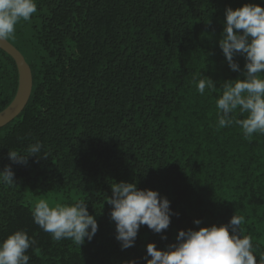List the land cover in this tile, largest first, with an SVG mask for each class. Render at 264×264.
<instances>
[{
  "label": "trees",
  "instance_id": "obj_1",
  "mask_svg": "<svg viewBox=\"0 0 264 264\" xmlns=\"http://www.w3.org/2000/svg\"><path fill=\"white\" fill-rule=\"evenodd\" d=\"M36 2L30 21L6 38L28 63L32 90L0 127V169L11 164L15 173L14 184H0V240L25 230L35 240L29 264H146L149 242L164 249L179 230L227 223L236 213L264 255V134L218 128L215 104L225 80L243 78L219 47L225 9L264 0ZM235 60L243 70L244 57ZM206 76L216 88L201 95L194 77ZM17 84L15 62L0 49V111ZM36 141L47 158L12 164L9 149ZM120 181L158 190L174 212L163 233L142 225L127 249L106 200ZM51 190L66 203L86 200L98 221L91 241L57 242L34 222L25 193Z\"/></svg>",
  "mask_w": 264,
  "mask_h": 264
},
{
  "label": "clouds",
  "instance_id": "obj_2",
  "mask_svg": "<svg viewBox=\"0 0 264 264\" xmlns=\"http://www.w3.org/2000/svg\"><path fill=\"white\" fill-rule=\"evenodd\" d=\"M37 12L36 0H0V38L11 37L16 25L30 21ZM223 31L219 47L232 71L241 72L243 78L225 80L222 93L216 99L217 127L238 125L245 138L264 134V6L244 3L225 9ZM243 56L241 70L235 57ZM198 79L196 88L203 95L205 89L213 91L212 78ZM237 113L243 118H237ZM44 146L36 141L25 150L8 151L12 164H27L29 156L47 158ZM11 164L0 169V184L15 183ZM112 194L106 199L111 205L110 216L115 222L116 239L122 249L135 245L138 231L146 225L155 233H163L174 214L170 201L158 190L141 189L136 182L120 181L111 184ZM34 222L59 242L69 239L79 247L85 238L91 241L98 231V221L90 213L86 200L72 203H54L46 198L34 201L31 208ZM245 217L234 213L227 223L200 226L178 231L176 241L160 249L155 242L146 246V264H264V255H257V248L250 235L244 233ZM194 224L201 225L200 219ZM166 239V236H162ZM35 244L23 229L15 230L0 240V264H29L27 254ZM127 264H139L136 259Z\"/></svg>",
  "mask_w": 264,
  "mask_h": 264
},
{
  "label": "water",
  "instance_id": "obj_3",
  "mask_svg": "<svg viewBox=\"0 0 264 264\" xmlns=\"http://www.w3.org/2000/svg\"><path fill=\"white\" fill-rule=\"evenodd\" d=\"M0 49L12 57L18 73V84L10 104L0 111V127L9 123L26 105L32 90V74L20 51L6 38H0Z\"/></svg>",
  "mask_w": 264,
  "mask_h": 264
},
{
  "label": "rangeland",
  "instance_id": "obj_4",
  "mask_svg": "<svg viewBox=\"0 0 264 264\" xmlns=\"http://www.w3.org/2000/svg\"><path fill=\"white\" fill-rule=\"evenodd\" d=\"M42 198H46L48 199L50 202H54V203H66V198L64 196V194L58 190H51V191H47L44 193H41L39 195H30V193H25L24 199L25 201L32 207L34 201L38 200V199H42Z\"/></svg>",
  "mask_w": 264,
  "mask_h": 264
}]
</instances>
